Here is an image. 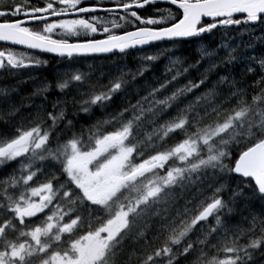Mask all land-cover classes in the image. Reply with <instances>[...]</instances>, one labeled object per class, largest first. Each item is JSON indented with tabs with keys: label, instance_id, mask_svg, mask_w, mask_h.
Here are the masks:
<instances>
[{
	"label": "snow or ice",
	"instance_id": "1",
	"mask_svg": "<svg viewBox=\"0 0 264 264\" xmlns=\"http://www.w3.org/2000/svg\"><path fill=\"white\" fill-rule=\"evenodd\" d=\"M0 42V264H264V0H0Z\"/></svg>",
	"mask_w": 264,
	"mask_h": 264
},
{
	"label": "flooded vegetation",
	"instance_id": "2",
	"mask_svg": "<svg viewBox=\"0 0 264 264\" xmlns=\"http://www.w3.org/2000/svg\"><path fill=\"white\" fill-rule=\"evenodd\" d=\"M148 11H152V9H148ZM100 15H104V14H100ZM106 20H110L111 18L110 17H105ZM118 23L120 21H117ZM110 26V24L108 25ZM5 47H10V45L8 44H5L3 42H0V49L2 48H5ZM14 50L15 51H25V49L23 48V46H14ZM29 52L30 55H33L35 56L36 58L38 59H41V60H48L50 61V66H47V67H44L42 68L38 73L37 72H33L32 74L33 75H40V76H47L49 78V80L52 79V76H50L51 73H53V71L55 70L56 66H57V59L54 58V59H48L47 56H43L42 53H39L38 51H33V50H27ZM29 73L27 71L23 72L21 75L22 76H27ZM0 75H5V74H2L0 73ZM0 82H3V83H10L11 81H0ZM56 97V93H53L49 99H55Z\"/></svg>",
	"mask_w": 264,
	"mask_h": 264
},
{
	"label": "trees",
	"instance_id": "3",
	"mask_svg": "<svg viewBox=\"0 0 264 264\" xmlns=\"http://www.w3.org/2000/svg\"><path fill=\"white\" fill-rule=\"evenodd\" d=\"M257 50L259 51V48H258ZM47 58H48V59H54L55 57L47 56ZM47 61H48V60H47ZM131 62L134 63L132 59H131ZM160 64H163V62H161ZM160 64H159V65H160ZM159 65H157V69H156V74H157V75H158V71H159V69H158ZM162 69H163V68H162ZM162 69H161V70H162ZM237 70H238L237 72H239V67L237 68ZM159 72H160V71H159ZM148 75L151 76V73H149ZM251 79H252V78H249V82H251ZM27 88H28V90L30 91V90H31V85H28ZM53 93H55V92H53ZM0 126H2V125H0ZM15 166H16V165H13V167H15Z\"/></svg>",
	"mask_w": 264,
	"mask_h": 264
},
{
	"label": "rangeland",
	"instance_id": "4",
	"mask_svg": "<svg viewBox=\"0 0 264 264\" xmlns=\"http://www.w3.org/2000/svg\"><path fill=\"white\" fill-rule=\"evenodd\" d=\"M244 39L247 40L248 38H247V37H244ZM250 53H251V52H249L248 54H249V55H252V53H251V54H250ZM115 59H116V58H114V59H110V60H115ZM109 62H110V61H106V60H104V61H98V62H97V65H99V64H105V65L107 66ZM90 64H91V63H90ZM129 66L131 67L130 64H129ZM159 67H160V68H163V64H160ZM236 71H238V70L236 69ZM105 82H106V81H105ZM53 83H54V81H53Z\"/></svg>",
	"mask_w": 264,
	"mask_h": 264
}]
</instances>
